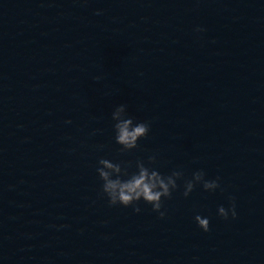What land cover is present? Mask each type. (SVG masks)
Listing matches in <instances>:
<instances>
[{"label": "water", "instance_id": "95a60500", "mask_svg": "<svg viewBox=\"0 0 264 264\" xmlns=\"http://www.w3.org/2000/svg\"><path fill=\"white\" fill-rule=\"evenodd\" d=\"M121 104L150 125L124 152ZM153 155L165 217L109 205L98 160ZM0 264H264V0H69L0 115Z\"/></svg>", "mask_w": 264, "mask_h": 264}, {"label": "clouds", "instance_id": "9594fccd", "mask_svg": "<svg viewBox=\"0 0 264 264\" xmlns=\"http://www.w3.org/2000/svg\"><path fill=\"white\" fill-rule=\"evenodd\" d=\"M196 31L202 32L204 29L197 28ZM112 120L114 121V139L121 146V152L137 148L138 141L149 134V123L136 122L135 118L128 114L126 105L121 104L114 109ZM155 163L156 156L154 155L149 156L147 162L138 159L135 161V171H129L132 162H113L107 158H100L96 172L103 182L102 193L107 197L109 205L133 206L134 211L138 213L141 211L138 204L143 200L146 204H150L152 210L163 219L166 215L165 211H161L163 201L171 198L172 193L178 188L177 181L184 178V173L173 170L170 174L163 175L152 167ZM205 177L203 170L194 172L191 179L184 182L183 195L187 198L197 185H202L205 191L210 192L220 188L219 177L214 180ZM229 199L232 201L230 208L225 209L224 206H220L218 215L228 219L230 213L235 219L237 214L234 198L229 197ZM194 219L204 232L210 230L208 218L196 215Z\"/></svg>", "mask_w": 264, "mask_h": 264}]
</instances>
